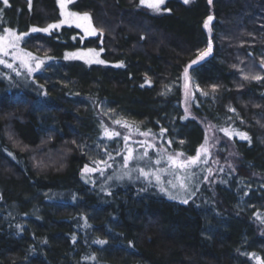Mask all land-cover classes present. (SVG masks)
Segmentation results:
<instances>
[{
    "label": "trees",
    "instance_id": "1",
    "mask_svg": "<svg viewBox=\"0 0 264 264\" xmlns=\"http://www.w3.org/2000/svg\"><path fill=\"white\" fill-rule=\"evenodd\" d=\"M73 9L98 36L33 34L22 47L48 59L41 71L23 82L0 68V264H264V0H167L160 14L140 0ZM59 18L57 0H0V35ZM79 49L101 50L107 64L64 59ZM188 66L211 96L192 98V117L179 87L164 95ZM207 125L237 162L210 177L200 165L184 200L139 177L110 183L126 136L190 159ZM112 127L118 152L95 167L89 149ZM42 146L43 168L32 155Z\"/></svg>",
    "mask_w": 264,
    "mask_h": 264
},
{
    "label": "rangeland",
    "instance_id": "2",
    "mask_svg": "<svg viewBox=\"0 0 264 264\" xmlns=\"http://www.w3.org/2000/svg\"><path fill=\"white\" fill-rule=\"evenodd\" d=\"M3 1L7 3V0ZM166 1L140 0V4L152 14H160L163 12V6ZM182 1L184 3L191 2V0ZM75 2L76 0H57L60 18L46 27H32L23 33L14 29L5 30L0 35V68L8 70L13 77L23 82L29 80L33 74L41 71L45 60L47 61L48 59L37 58L22 47L23 41L33 34H50L52 31L63 27H75L82 32L83 38L98 36V30L94 27L90 14L87 12L80 13L73 9ZM207 25L211 27V22L207 23ZM101 54V50L79 49L67 52L64 59L79 60L88 65H105L107 62L102 59ZM178 87L182 93L183 109L190 117L193 116L191 101L194 96H197L201 101L211 97L197 86L195 79L191 75V66L185 68L179 83L171 82L166 87L164 95L173 93ZM206 133L204 144L198 150L196 156L190 159L166 154L160 157L163 147H156L146 136L139 139L138 136H126L124 139L126 149L123 161L124 167L110 180V183L120 180V178L134 180L139 177L140 179H136V182L152 185L165 198L176 201L184 200L185 197L192 194L198 170L202 168L199 167L200 165L207 162L210 163L208 174V177H210L215 176L219 168H235L237 162V154L230 141L221 137L210 125L206 126ZM116 134L117 131L114 130V127L109 128L104 131V136L93 147H90L88 155L93 166H98L102 169L107 166L108 156L105 152L108 148L111 152L115 150L111 148L110 143L112 138L116 137ZM171 136L172 141H177L174 133ZM16 143L20 146L18 142ZM45 149V147L44 149L41 148V150L38 149L37 151L41 152L40 154L37 151L32 153L36 160L35 164L41 168L46 166V162L39 158V155L48 151ZM152 149L155 153L153 156L150 155ZM31 152L33 151L31 150Z\"/></svg>",
    "mask_w": 264,
    "mask_h": 264
},
{
    "label": "water",
    "instance_id": "3",
    "mask_svg": "<svg viewBox=\"0 0 264 264\" xmlns=\"http://www.w3.org/2000/svg\"><path fill=\"white\" fill-rule=\"evenodd\" d=\"M210 20H211V19H208L207 23H209V22H210ZM210 50H211V47L209 48V51H210Z\"/></svg>",
    "mask_w": 264,
    "mask_h": 264
}]
</instances>
